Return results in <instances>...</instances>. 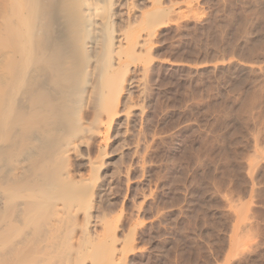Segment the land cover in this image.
<instances>
[{"label": "bare ground", "instance_id": "bare-ground-1", "mask_svg": "<svg viewBox=\"0 0 264 264\" xmlns=\"http://www.w3.org/2000/svg\"><path fill=\"white\" fill-rule=\"evenodd\" d=\"M176 3L0 0V264H126L135 231L107 218L110 186L143 155Z\"/></svg>", "mask_w": 264, "mask_h": 264}, {"label": "rangeland", "instance_id": "rangeland-1", "mask_svg": "<svg viewBox=\"0 0 264 264\" xmlns=\"http://www.w3.org/2000/svg\"><path fill=\"white\" fill-rule=\"evenodd\" d=\"M177 2L148 77L150 145L118 164L106 215L135 231L126 264H264V0Z\"/></svg>", "mask_w": 264, "mask_h": 264}]
</instances>
